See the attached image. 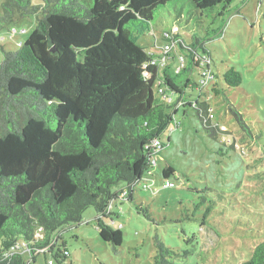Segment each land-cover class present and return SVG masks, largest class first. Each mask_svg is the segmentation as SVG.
I'll return each instance as SVG.
<instances>
[{
  "label": "trees",
  "instance_id": "trees-1",
  "mask_svg": "<svg viewBox=\"0 0 264 264\" xmlns=\"http://www.w3.org/2000/svg\"><path fill=\"white\" fill-rule=\"evenodd\" d=\"M234 1L2 2L0 32L29 17L35 27L17 50H2L0 63V264H37L41 256L47 264H66L63 232L78 227L89 208L95 211L100 239L120 247L122 232L110 225V217L118 216L116 201L136 202V188L148 181L161 157L165 132L180 129L183 120L193 124L195 114L206 137L215 141L211 151L218 158L235 152L233 138L228 143L220 139L229 132L213 111V98L264 159L261 132L232 101L241 73L233 67L211 69L206 37L212 23L203 14L215 12L213 21L224 17ZM180 2L194 10L195 17H187L196 30L186 26L185 35L180 28L164 31L160 43L152 26L155 13L172 4L178 22ZM212 32L214 40L223 35ZM144 37L150 39L148 47L139 45ZM180 171L165 160L161 176L166 181L178 174L185 186L173 188L189 190L190 178ZM224 204L217 207L202 198L194 206L203 210L199 227L215 228L213 217L229 208L244 212L230 199L219 206ZM138 211L149 218L146 208ZM180 217L194 220L186 211ZM154 248L152 264H175L177 254L158 235ZM242 264H264V239Z\"/></svg>",
  "mask_w": 264,
  "mask_h": 264
},
{
  "label": "rangeland",
  "instance_id": "rangeland-1",
  "mask_svg": "<svg viewBox=\"0 0 264 264\" xmlns=\"http://www.w3.org/2000/svg\"><path fill=\"white\" fill-rule=\"evenodd\" d=\"M3 1L0 0V10ZM39 2L33 0L34 4ZM183 3L176 5L177 14L182 13L178 22H175L177 17L172 4L155 13L152 26L159 39L164 31L171 29L176 31L180 28L184 35L189 34L186 26L189 30H196V24L187 17H195L194 10ZM207 14H203L205 22L212 23L206 37L209 40L211 69L224 72L233 67L241 73L242 83L232 92V101L252 129L261 132V145L264 146V0H235L229 12L214 21L216 13ZM34 27L35 19L29 17L0 32V36H7L10 30L17 32L10 40L0 44V63L2 50H17ZM213 30L223 32V35L214 40ZM149 42L150 39L144 37L139 45L148 47ZM217 102L218 99H212L213 111H218L217 117L222 118L223 127L220 126L229 132L220 139L226 143L234 139L235 152L231 157L218 158L211 151L215 141L206 137L195 114L193 124L183 120L180 129L173 130L172 127L173 131L165 132L160 139L162 158L159 156L157 164L150 169L148 181L141 182L136 188V202L116 201L118 216L110 217V225L122 232L121 246L113 248L100 239L95 211L89 208L78 227L69 226L63 232V241L69 253L66 264H152L156 235L177 254L172 259L175 264H242L249 259L253 248L264 239V159L246 138L238 134L230 118L225 116L226 112L219 110ZM235 154L238 163L233 159ZM165 160L180 167L181 173L185 171L190 178L189 190L163 187L161 170ZM243 165L246 167L244 173ZM238 180L241 181L238 183ZM169 181L176 187L185 186L183 177L178 174ZM202 198L206 201L212 199L221 208L227 207V204H219L230 199L233 205L246 212L229 208L224 216L213 217L211 221L215 228L212 224L199 227L203 210L196 211L194 206L202 204ZM140 206L147 209L149 218L138 211ZM185 211L194 220L180 219ZM225 216L240 223L234 225L233 220L224 223L222 218ZM184 254L187 256L184 257ZM37 264H47V259L41 256Z\"/></svg>",
  "mask_w": 264,
  "mask_h": 264
},
{
  "label": "built area",
  "instance_id": "built-area-1",
  "mask_svg": "<svg viewBox=\"0 0 264 264\" xmlns=\"http://www.w3.org/2000/svg\"><path fill=\"white\" fill-rule=\"evenodd\" d=\"M16 33H17L16 30H10L8 32L7 36H0V44L6 42L7 40H10L11 39L10 37H13ZM164 36L166 37L167 34H164ZM166 48L168 49V47H166ZM181 66H182V64H180V67ZM179 68H178V70H179ZM203 75L207 79V77H208L207 74L204 73ZM154 146L157 148V150L161 149V145L157 141L154 143ZM174 186H175V184L170 182L169 180H166V181L163 182V187L164 188H173Z\"/></svg>",
  "mask_w": 264,
  "mask_h": 264
}]
</instances>
